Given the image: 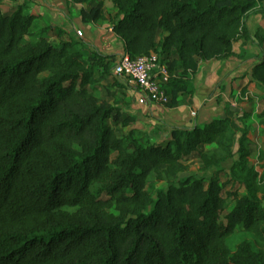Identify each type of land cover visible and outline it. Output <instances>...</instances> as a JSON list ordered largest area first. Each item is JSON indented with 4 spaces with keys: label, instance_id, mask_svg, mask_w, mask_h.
I'll list each match as a JSON object with an SVG mask.
<instances>
[{
    "label": "trees",
    "instance_id": "trees-1",
    "mask_svg": "<svg viewBox=\"0 0 264 264\" xmlns=\"http://www.w3.org/2000/svg\"><path fill=\"white\" fill-rule=\"evenodd\" d=\"M3 1L0 264H264V152L259 171L246 115L228 108L164 143L125 131L133 117L94 85L116 56L61 31L55 43L26 5L8 15ZM73 2L87 5L85 23L110 20L131 59L159 56L168 108L193 97L200 62L228 60L236 43L255 38L262 56L251 78L264 101V29L252 36L248 27L264 15L257 0ZM256 118L264 127V109ZM238 228L255 236L257 250L249 241L230 250Z\"/></svg>",
    "mask_w": 264,
    "mask_h": 264
},
{
    "label": "crops",
    "instance_id": "crops-1",
    "mask_svg": "<svg viewBox=\"0 0 264 264\" xmlns=\"http://www.w3.org/2000/svg\"><path fill=\"white\" fill-rule=\"evenodd\" d=\"M21 5H26L29 14L40 17L55 32V36L61 31L65 41H82L92 51L105 56H116L117 61L126 54L124 44L114 34L110 20L104 23H85L82 20L81 12L87 8L86 4L74 3L73 0H19L13 11ZM55 39L58 40L57 37ZM246 68L248 67L237 53L225 61L200 62L199 71L192 76L195 89L193 97L179 96L181 104L174 108H168L153 98L146 97L124 77H119L117 86L110 89V92L114 93L111 94L113 102L116 100L118 105L144 121V130L149 127L156 132L159 129L156 139L164 143L174 129H193L215 119L225 118L226 104L232 101L233 95L241 93L240 89L247 81L248 90L257 87L252 81L251 69ZM247 86L243 88V94L247 92ZM120 91H124L125 95ZM232 106L230 110L240 116L243 109L238 110Z\"/></svg>",
    "mask_w": 264,
    "mask_h": 264
},
{
    "label": "rangeland",
    "instance_id": "rangeland-1",
    "mask_svg": "<svg viewBox=\"0 0 264 264\" xmlns=\"http://www.w3.org/2000/svg\"><path fill=\"white\" fill-rule=\"evenodd\" d=\"M17 1H19V0H4V5L2 6L3 12L5 14H8V15L13 13L14 12L13 8L15 7L14 5L16 4ZM107 4L110 5V2H108ZM257 4H258L257 8H259L260 6L264 7V0H257ZM248 27H249V30H250L252 36H254L258 32V30L264 29V15L251 16L248 19ZM55 37H56L55 32L51 31L49 33L50 40L55 42V43H58L55 41L56 40ZM235 51H236L237 55H239L241 57V59H243L244 63L248 67V68H246V70L251 69L252 65L258 63V61L260 60V58L262 56L261 50H260L255 38H252L251 40H242V41L236 43L235 44ZM117 62H118L117 59H116V61L114 59V62L110 63V65H109V68L111 70L110 75H105L103 77H100V76L96 77L97 83L94 85L96 87H98V89L101 92V97L105 101L109 100V102H111L113 100L111 94H114V93H111L110 89L116 87L117 83H118L119 77H117L113 72ZM111 68H113V69H111ZM248 83H249V81H247V84ZM129 84L136 86L135 83L132 82L130 79H129ZM247 84L244 87H246ZM257 87H255L253 89L251 88V90H248V86H247V92L244 94H243V88H241L240 89L241 93H239L238 95L232 96V101L230 103L226 104L227 105L226 109L230 108L232 105H233L232 107H235L238 110L243 109L240 111L241 115L237 116V117H243L244 115H246V119L244 121V124L250 128L249 138L254 143L253 147L256 150L255 155L251 159V163L260 171L261 168H260V164H258L257 158H258V154H259L258 152L259 151L264 152V127H262L259 124L256 116L264 109V101L262 100V97H261V94H262L261 89L257 88ZM120 92H122V94L125 93L124 91H120ZM140 104H142V103H140ZM123 110L125 111V113L127 115L133 117V121H132L130 127L128 128V130H125V131H129L130 129H137L138 131H141L147 135L153 136L154 142L161 143L158 139H156V136L154 134L155 131H152L149 127H148L149 129L146 128L144 130V128L146 127L144 121L137 119L135 116H133L131 114V111H127V109H124V108H123ZM139 120H140V122H139ZM239 124L243 125L242 122H239ZM115 129L117 130L118 134L121 135V128L117 126V127H115ZM142 130H144V131H142ZM125 131L123 130V132H125ZM187 165H189L190 171L192 173L197 172L199 170V167H200L198 160L195 158L188 159ZM231 165H232V162H228L224 165V167L226 170H229ZM224 180H226V178H224ZM157 186L162 187L163 185L158 184ZM232 190L233 189L229 188L227 190V192L232 191ZM226 196H227V193L224 194V197H226ZM243 241H249L250 243H252L254 249L257 250V240H256L255 236L251 233L243 231L241 228H238L235 231V233L227 239V245L232 252H235L237 246L240 243H242Z\"/></svg>",
    "mask_w": 264,
    "mask_h": 264
},
{
    "label": "built area",
    "instance_id": "built-area-1",
    "mask_svg": "<svg viewBox=\"0 0 264 264\" xmlns=\"http://www.w3.org/2000/svg\"><path fill=\"white\" fill-rule=\"evenodd\" d=\"M114 74L130 79L139 91L159 104L164 106L168 103L164 85L169 81V73L156 53L138 59L124 54L116 63Z\"/></svg>",
    "mask_w": 264,
    "mask_h": 264
}]
</instances>
